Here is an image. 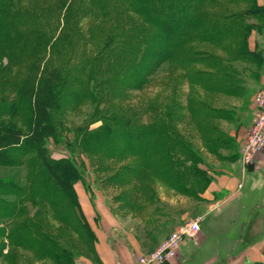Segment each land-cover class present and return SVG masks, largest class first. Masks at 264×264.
<instances>
[{
	"label": "trees",
	"instance_id": "1",
	"mask_svg": "<svg viewBox=\"0 0 264 264\" xmlns=\"http://www.w3.org/2000/svg\"><path fill=\"white\" fill-rule=\"evenodd\" d=\"M252 18H264L258 0H0V166L17 169L0 178V193L30 199L45 216L53 212L99 263L96 235L74 187L82 178L78 155L97 159L96 170L114 162L115 178L130 173L119 185L140 180L143 170L182 194L189 192L185 172L198 177L197 186L207 181L199 155L176 126L188 115L207 135L210 153L227 148L219 125L232 117L217 106L219 97L240 94L237 63L262 64L248 49ZM163 66L156 97L131 105L129 94L143 90ZM184 82L192 92L183 102ZM86 104L101 123L68 126L69 115ZM50 141L69 154L52 157ZM5 204L9 217L23 215ZM29 228V220L15 223L16 246L37 248ZM36 240L54 264H72L80 252L62 233L46 230Z\"/></svg>",
	"mask_w": 264,
	"mask_h": 264
},
{
	"label": "rangeland",
	"instance_id": "2",
	"mask_svg": "<svg viewBox=\"0 0 264 264\" xmlns=\"http://www.w3.org/2000/svg\"><path fill=\"white\" fill-rule=\"evenodd\" d=\"M250 21L253 23L254 28L251 30L248 36V49L249 51H256L260 55L262 64L257 67V65H253L250 62L237 63L236 66L238 68L239 74L238 81L241 86L240 88L242 89H240V94L237 96L221 95L219 97L217 106L222 107V105H225L226 107L223 106V108L228 109L229 114L232 117L231 120L222 121L219 125L220 131H222V133L228 138L226 141L227 148L223 149L215 147V152L210 153L206 148L207 135H202L198 132L194 124V119L188 115L186 118H184L182 123L176 126L177 129L182 133V136L185 138V140L191 144L194 151L197 153V155H199L201 162L197 164V168L201 172L205 173L207 181H202L201 184L197 186L198 177H192L188 171L187 173L185 172V179H182V181L185 183V185H188L189 192L182 194L175 191L165 183H156L152 181V173H150L148 170H143L140 175V180H134L133 178L129 177L128 183L119 185L117 181L122 176L128 177L130 173L122 170L121 174L115 178L112 176L114 173L113 168L111 167L110 169V164L113 165L114 162L104 161L105 165L108 164L109 169L104 171L102 167H99V169L96 170L93 165L98 166L97 159L88 161L84 154H80L78 155L76 162L81 169L82 178L75 182V190L77 184L83 185L89 193L91 200H95L97 197L99 198L100 195L101 199L113 209L114 213L121 217V221H123V225L127 229H136L134 223L135 217L133 215L134 208L138 209V214L143 219H147V217L149 218L148 212L150 208L156 207L162 209L167 207L168 212L171 210L174 214L175 226L192 219H197L199 217L197 210L199 193L207 189L215 175L227 173L231 170V164L235 163L239 159L240 145L244 141L248 132V128L252 124L255 117L253 110V106L255 105L254 99L256 96L264 94V18L262 21L252 18ZM88 22V19H86L84 24ZM47 60H49V52L46 53V61ZM2 61L6 62V58H3ZM165 67L166 66H163L157 71L152 80L143 90L135 91L129 94L128 98L131 105H140L149 98L156 97L162 88L161 78L165 76L167 72V68ZM189 92L191 94L192 91H189L187 83L184 82V84L180 87V93L183 95V102L185 101L184 96ZM231 97L236 99V105L233 104L230 106L231 103L229 102V99ZM225 98L228 99L224 102V100H226ZM91 112L92 107L89 104H86L75 114L69 115L66 121L67 125L75 128L76 126L88 125L91 120H94V123L90 125V129L95 128L101 122L96 120V117L90 118ZM233 130L236 132V135L231 134V132H234ZM48 148L52 157L56 159L69 154L62 145H53L51 141L48 145ZM126 162L127 161H123L121 164H117L115 168L126 164ZM16 171L17 169L14 168L0 166V178L7 179L12 177ZM125 181H127V179ZM142 183H147L148 186L152 188L154 192L153 197L147 193H144V190H142ZM160 186H164L165 191L167 192H173L181 196L183 195L184 197L188 195L190 198L188 204L189 206L186 204L185 199H181L180 197L171 199L169 193L167 202H164L163 204H157V202L161 200L163 202V199L161 198L162 192L159 193ZM131 194H133L132 199L130 198ZM0 200L5 203L11 202L12 204H15L16 209L23 211V215H20L18 218L9 217L8 214H10L11 211L6 210L7 206L5 203L3 204L5 215L0 214V264H54L50 257L43 255V247L40 246V242L36 240L37 236H39L40 233H44L46 230L48 231V235L51 236H54L58 233L66 235L68 245H71L70 243L73 241L75 245L80 246L78 249L80 252H78L77 257L73 259L72 264H83L86 261L97 264L94 262L93 255L89 251L87 252L85 247H83L81 242H79L78 238H76L74 234L70 233V230L66 226L61 225V223L55 219L53 212H49V214L45 216L41 206L36 205L34 202L30 201V199L22 201L18 200L16 197L9 196L4 193H0ZM207 205L208 204H206V207ZM187 206L190 212L184 218H182L179 213L182 210L185 211ZM209 218L210 217L204 219L201 223V226L206 227L207 225H212L210 222L211 219ZM23 220H29V222L32 224V229H29L31 231L34 245L37 244V248H24L15 245L16 241H14V238L11 234L13 233L15 223L17 221ZM223 234L224 232L221 230L218 232L216 231L215 234L214 231H210L208 229V240L204 246L205 256H208L211 253L215 247V244L221 240V236H223ZM194 242L197 243V241ZM194 242L190 241L187 246L189 250H193L192 256H189L191 258H197L198 256L197 244ZM35 250H39L37 251L39 253L35 254ZM138 255H136V257H138Z\"/></svg>",
	"mask_w": 264,
	"mask_h": 264
},
{
	"label": "crops",
	"instance_id": "3",
	"mask_svg": "<svg viewBox=\"0 0 264 264\" xmlns=\"http://www.w3.org/2000/svg\"><path fill=\"white\" fill-rule=\"evenodd\" d=\"M258 3L264 6V0H258ZM225 99L224 102L228 98ZM229 102L230 106L237 103L232 97ZM253 110L255 114V105ZM235 133L231 132L232 135H236ZM154 182L161 183L158 180ZM159 188L163 202L161 200L157 204L167 202L168 193L171 199L180 197L189 204L188 195L184 197L167 192L164 186ZM76 192L81 208L96 235L97 264H136V255L151 251L181 225L175 226L171 208L169 212L167 207L150 208L147 219H143L138 214V209L134 208L136 229H127L121 217L114 213L100 195L91 200L85 187L78 184ZM188 206L179 213L182 218L190 212ZM197 210L200 231L196 239L183 242L175 258L166 264H248L252 261H264V154L258 156L254 165L244 166L238 159L231 164L230 171L215 175L207 189L199 193ZM207 217H210L212 225L201 226ZM208 229L215 234L221 230L224 234L211 253L205 256ZM190 241H197L194 242L198 249L197 258L189 257L193 251L187 247ZM83 264L94 263L86 261Z\"/></svg>",
	"mask_w": 264,
	"mask_h": 264
},
{
	"label": "built area",
	"instance_id": "4",
	"mask_svg": "<svg viewBox=\"0 0 264 264\" xmlns=\"http://www.w3.org/2000/svg\"><path fill=\"white\" fill-rule=\"evenodd\" d=\"M254 101L255 117L239 148V160L244 166L254 165L258 156L264 154V94L256 96ZM199 231L198 219L181 224L162 239L154 249L138 256L136 264H166L175 258L183 242L195 240Z\"/></svg>",
	"mask_w": 264,
	"mask_h": 264
}]
</instances>
